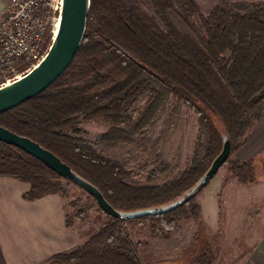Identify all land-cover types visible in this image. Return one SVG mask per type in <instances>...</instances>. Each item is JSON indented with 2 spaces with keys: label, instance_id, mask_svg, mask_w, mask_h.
<instances>
[{
  "label": "trees",
  "instance_id": "obj_1",
  "mask_svg": "<svg viewBox=\"0 0 264 264\" xmlns=\"http://www.w3.org/2000/svg\"><path fill=\"white\" fill-rule=\"evenodd\" d=\"M90 1L83 38L67 68L41 92L0 113V125L53 152L116 209L164 204L202 176L221 150L224 134L229 135L231 153L255 129L264 109V94L258 95L264 87V2L217 0L205 16L194 0ZM29 65L21 59L15 70ZM5 75L11 73L0 71ZM169 96L197 115L207 139L201 157L167 183L129 182L127 168L72 133L82 121L112 126L135 122L129 132L102 136L111 143L131 141L132 133L147 125ZM253 167L252 159L242 161L233 167L235 176L252 182ZM166 168L162 164L152 169L148 180L160 178ZM0 176L28 182L29 199L50 193L62 197L71 183L1 140ZM193 198L163 213L168 216L164 222L172 227L177 209L196 208ZM71 223L66 217V225ZM49 262L144 264L124 221L112 216L80 245L51 256Z\"/></svg>",
  "mask_w": 264,
  "mask_h": 264
},
{
  "label": "rangeland",
  "instance_id": "obj_2",
  "mask_svg": "<svg viewBox=\"0 0 264 264\" xmlns=\"http://www.w3.org/2000/svg\"><path fill=\"white\" fill-rule=\"evenodd\" d=\"M137 1L142 3V0ZM194 1L205 16L217 4V0ZM45 42L47 44L48 40ZM28 69L10 72L9 77L0 76V85ZM134 126L135 122L112 126L101 120H89L80 122L72 133L86 140L100 155L120 162L130 171L128 181L135 185H161L173 180L201 157L206 144L207 136L197 115L174 97L169 96L160 104L155 117L132 133L131 141L111 143L102 137L116 130L129 132ZM247 140L234 144L226 161L194 195L192 201L196 208L186 206L175 210V213L180 212L173 217L172 227L164 222V217L168 218L164 214L124 220L126 233L144 264L244 262L251 248L264 236V150L242 157ZM247 159L253 161L255 180L244 183L235 176L233 167ZM162 164H167L166 170L160 178L150 182L147 175ZM62 199L65 217L86 239L109 220L93 196L73 182L66 184Z\"/></svg>",
  "mask_w": 264,
  "mask_h": 264
},
{
  "label": "water",
  "instance_id": "obj_3",
  "mask_svg": "<svg viewBox=\"0 0 264 264\" xmlns=\"http://www.w3.org/2000/svg\"><path fill=\"white\" fill-rule=\"evenodd\" d=\"M90 0H62L59 22L46 53L29 70L0 85V113L32 98L48 87L69 65L83 38ZM264 94V87L258 95ZM0 140L14 145L42 161L58 175L65 177L93 196L99 208L109 216L125 220L168 212L189 200L202 189L226 161L230 152L228 134L222 136V147L202 176L179 197L161 205L132 210L114 208L101 191L87 179L76 173L50 150L34 140L16 134L0 125Z\"/></svg>",
  "mask_w": 264,
  "mask_h": 264
},
{
  "label": "crops",
  "instance_id": "obj_4",
  "mask_svg": "<svg viewBox=\"0 0 264 264\" xmlns=\"http://www.w3.org/2000/svg\"><path fill=\"white\" fill-rule=\"evenodd\" d=\"M7 2L0 0V16ZM242 150V157L264 150V109ZM28 189L26 181L0 176V264H58L50 263V257L75 248L86 236L76 232L73 224L66 225L59 194L29 199ZM242 264H264V236Z\"/></svg>",
  "mask_w": 264,
  "mask_h": 264
},
{
  "label": "built area",
  "instance_id": "obj_5",
  "mask_svg": "<svg viewBox=\"0 0 264 264\" xmlns=\"http://www.w3.org/2000/svg\"><path fill=\"white\" fill-rule=\"evenodd\" d=\"M61 3L62 0H8L0 16V71H15L21 59L30 62V69L41 59L56 33Z\"/></svg>",
  "mask_w": 264,
  "mask_h": 264
},
{
  "label": "bare ground",
  "instance_id": "obj_6",
  "mask_svg": "<svg viewBox=\"0 0 264 264\" xmlns=\"http://www.w3.org/2000/svg\"><path fill=\"white\" fill-rule=\"evenodd\" d=\"M57 24H58V22L56 23V27H57Z\"/></svg>",
  "mask_w": 264,
  "mask_h": 264
}]
</instances>
